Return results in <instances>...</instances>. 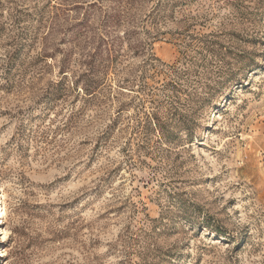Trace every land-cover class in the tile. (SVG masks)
<instances>
[{
	"label": "rangeland",
	"instance_id": "obj_1",
	"mask_svg": "<svg viewBox=\"0 0 264 264\" xmlns=\"http://www.w3.org/2000/svg\"><path fill=\"white\" fill-rule=\"evenodd\" d=\"M0 201V264H264V0H0Z\"/></svg>",
	"mask_w": 264,
	"mask_h": 264
},
{
	"label": "bare ground",
	"instance_id": "obj_2",
	"mask_svg": "<svg viewBox=\"0 0 264 264\" xmlns=\"http://www.w3.org/2000/svg\"><path fill=\"white\" fill-rule=\"evenodd\" d=\"M0 218L1 217H6L8 216L9 212H10V207L8 206L7 203H5L4 201H0ZM5 234L3 236V238H5Z\"/></svg>",
	"mask_w": 264,
	"mask_h": 264
}]
</instances>
